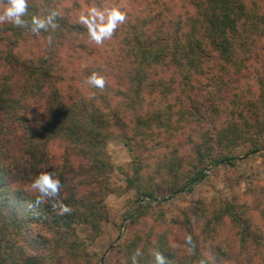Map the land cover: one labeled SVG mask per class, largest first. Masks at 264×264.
Masks as SVG:
<instances>
[{
	"label": "trees",
	"instance_id": "trees-1",
	"mask_svg": "<svg viewBox=\"0 0 264 264\" xmlns=\"http://www.w3.org/2000/svg\"><path fill=\"white\" fill-rule=\"evenodd\" d=\"M105 7L127 19L97 46L79 19ZM48 8L60 13L54 33L0 24V264H106L77 228L95 240L110 221L113 128L133 156L135 224L166 200L161 191L192 193L212 166L234 167L237 147L264 150V0H29L28 18ZM92 72L106 78L103 91L84 83ZM44 170L62 182L70 213L28 207ZM245 193L192 201L156 239L136 235L128 264L137 248L141 264H155L153 251L167 264H264V180Z\"/></svg>",
	"mask_w": 264,
	"mask_h": 264
},
{
	"label": "rangeland",
	"instance_id": "rangeland-1",
	"mask_svg": "<svg viewBox=\"0 0 264 264\" xmlns=\"http://www.w3.org/2000/svg\"><path fill=\"white\" fill-rule=\"evenodd\" d=\"M35 47L32 44L28 49ZM81 66L82 64L79 68ZM112 131L114 136L108 143L107 152L115 166V171L110 178L114 193L109 194L105 199L110 221L102 225L101 234L95 240L88 238L86 228L83 226L77 228L79 237L87 241L89 253L103 257L106 264H124V261L128 260L126 247L136 238V235L141 234L144 237L147 233L152 235L153 240L156 239L157 234L169 229L172 218L181 209L188 207L192 201L203 199L213 202L237 199L244 202L249 199L245 193L248 181L264 180V150L254 152L251 144L247 142L233 151L238 158L234 167L212 166L206 171V179L197 184L192 193L168 197V194L161 191L166 200L159 198L157 201H162V205L150 210L148 215L138 221V224L131 223L129 220L131 215L143 202H137L135 191L126 188L125 177L133 156L122 140L121 132L115 128ZM262 142L264 143V138ZM170 229L183 245L184 232L178 227Z\"/></svg>",
	"mask_w": 264,
	"mask_h": 264
},
{
	"label": "clouds",
	"instance_id": "clouds-1",
	"mask_svg": "<svg viewBox=\"0 0 264 264\" xmlns=\"http://www.w3.org/2000/svg\"><path fill=\"white\" fill-rule=\"evenodd\" d=\"M60 15L55 8L46 9L45 13L29 17V0H0V24H11L13 27L25 29L39 36L41 32H55L59 28L57 18ZM127 19L126 13L116 7H105L102 11L91 9L87 14L80 16L79 22L87 28L90 41L97 46L103 45L105 40L112 38L117 27ZM54 37L49 35L47 43L51 45ZM84 83L92 88L103 91L106 87V78L98 72H92ZM63 184L54 171H40L31 182V192L34 200L28 207H39L50 204L54 211L64 215L71 212L68 205L62 203L60 197ZM186 247L190 254L195 255L196 243L191 235L186 237ZM155 264H167L165 257L159 251H153ZM143 252L137 248L130 256L131 264H141ZM128 264V261H124ZM198 264H217L214 257L201 258Z\"/></svg>",
	"mask_w": 264,
	"mask_h": 264
}]
</instances>
